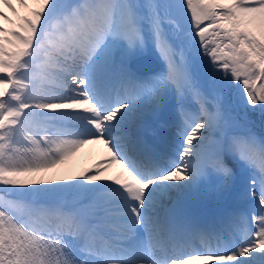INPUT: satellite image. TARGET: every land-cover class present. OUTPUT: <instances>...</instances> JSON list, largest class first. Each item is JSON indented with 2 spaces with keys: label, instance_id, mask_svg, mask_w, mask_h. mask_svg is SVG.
<instances>
[{
  "label": "snow or ice",
  "instance_id": "1",
  "mask_svg": "<svg viewBox=\"0 0 264 264\" xmlns=\"http://www.w3.org/2000/svg\"><path fill=\"white\" fill-rule=\"evenodd\" d=\"M0 264H264V0H0Z\"/></svg>",
  "mask_w": 264,
  "mask_h": 264
},
{
  "label": "bare ground",
  "instance_id": "2",
  "mask_svg": "<svg viewBox=\"0 0 264 264\" xmlns=\"http://www.w3.org/2000/svg\"><path fill=\"white\" fill-rule=\"evenodd\" d=\"M5 11H7L5 9ZM11 15V13H9ZM187 111H193V107H189ZM177 121H172L167 124H159V128H164L165 137H163L162 141L172 137L173 133L169 132L170 128L176 124ZM175 138H178L175 137ZM105 150L103 145L101 144H89L82 147L78 152H76L65 164L61 165L59 169L55 170V172L59 174H67L73 176H79L81 172H85L87 170L93 169V167L97 164L98 161H101L105 158ZM117 171L115 167L109 170L107 174H114ZM53 173L44 174L45 179L52 178ZM249 198L240 197L238 198V202L247 201ZM250 215V214H249ZM251 220V215H250ZM249 220V222H250ZM199 241V240H198ZM200 242V241H199ZM194 245V244H193ZM212 245H216V241H212Z\"/></svg>",
  "mask_w": 264,
  "mask_h": 264
},
{
  "label": "rangeland",
  "instance_id": "3",
  "mask_svg": "<svg viewBox=\"0 0 264 264\" xmlns=\"http://www.w3.org/2000/svg\"><path fill=\"white\" fill-rule=\"evenodd\" d=\"M174 2H178V0H174ZM151 54L154 56L153 53H151ZM241 87H242V86H241ZM234 96H235L236 98H239V92L237 91L236 93H234ZM189 107H193V106H191V105L187 106L186 110H187ZM248 107L251 108V106H248ZM241 108H243L242 105H241L240 108L238 109V112H239V114L242 115V110H241ZM234 114H237V113L234 112ZM248 116H249V119H250L251 121L254 122V131H256L257 134H260V132H261V120H262V117H261V115H260V113H259V110L257 109V110L254 111V112H253V111H249ZM166 118H167V117H166ZM172 129H173V128H172ZM173 130H175V129H173ZM173 132H174V131H173ZM251 203L253 204V206L256 205V202H255L254 200H252ZM250 221H251V220H250Z\"/></svg>",
  "mask_w": 264,
  "mask_h": 264
},
{
  "label": "water",
  "instance_id": "4",
  "mask_svg": "<svg viewBox=\"0 0 264 264\" xmlns=\"http://www.w3.org/2000/svg\"><path fill=\"white\" fill-rule=\"evenodd\" d=\"M152 58L151 55L148 53V54H145L143 58Z\"/></svg>",
  "mask_w": 264,
  "mask_h": 264
},
{
  "label": "trees",
  "instance_id": "5",
  "mask_svg": "<svg viewBox=\"0 0 264 264\" xmlns=\"http://www.w3.org/2000/svg\"><path fill=\"white\" fill-rule=\"evenodd\" d=\"M241 110H242V108H241Z\"/></svg>",
  "mask_w": 264,
  "mask_h": 264
}]
</instances>
